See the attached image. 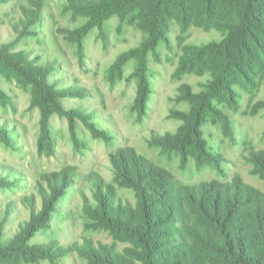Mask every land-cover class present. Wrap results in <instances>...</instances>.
Segmentation results:
<instances>
[{
  "label": "rangeland",
  "instance_id": "obj_1",
  "mask_svg": "<svg viewBox=\"0 0 264 264\" xmlns=\"http://www.w3.org/2000/svg\"><path fill=\"white\" fill-rule=\"evenodd\" d=\"M36 13L38 20L29 27L33 34H24L11 50L22 52L32 64L52 67L48 74L56 87H82L83 97L61 99L65 109H77L94 127L109 139L94 136L78 116L72 126L65 115L53 112L48 127L53 142L49 154L41 149L38 138L41 129V109L27 82L18 79L11 70L0 65V126L12 140L11 146L0 142V177L13 180L0 187V215L9 206L3 226L1 243L7 242L19 226L29 218L24 197L34 196L36 208L41 206L40 190H46V178L64 172L70 183L55 204L44 229L37 231L28 243L71 245L90 239L122 251L132 244L116 232L96 224L82 211L83 200L92 201L94 183L90 177L114 186L120 199L134 206V191L119 185L115 178L111 155L119 149H131L148 162L166 169L178 185H198L201 182L230 181L239 177L246 184L264 192V179L254 172L252 154L264 150V107L253 112V105L264 99V86L248 91L235 85L239 96L236 106L217 104L230 120V134L221 123L209 117L201 125L206 148L215 153L216 161L197 159L192 154L172 146L152 143L153 134L177 132L185 123L176 111L189 113L191 102L181 90L182 84L192 92L204 89L212 72L211 59L216 55L199 47L220 41L221 28L191 25L184 28L173 17L165 20L161 38L154 52L146 55L147 79L151 89L145 114L137 118L133 103L137 93L136 60L130 58L119 79L108 77V68L123 52L138 47L146 38L145 31L129 19L116 14L104 19L100 27L93 26L80 38L73 31L88 22V16L75 12L65 0H7L0 2V44L12 41L18 34L13 24L24 15ZM188 58L189 68L176 73ZM88 115V116H87ZM0 264H10L0 261ZM21 264H89L85 257L72 250L55 263Z\"/></svg>",
  "mask_w": 264,
  "mask_h": 264
},
{
  "label": "trees",
  "instance_id": "obj_2",
  "mask_svg": "<svg viewBox=\"0 0 264 264\" xmlns=\"http://www.w3.org/2000/svg\"><path fill=\"white\" fill-rule=\"evenodd\" d=\"M7 0H0L5 2ZM67 8L88 16V22L73 32L80 38L93 26L116 14L121 20L129 19L145 31L146 38L129 51L120 53L108 68L111 80L119 79L123 65L135 58L137 93L134 109L137 118L145 114L151 92L147 79L146 55L154 52L161 38L165 20L173 17L184 28L191 25L221 28L225 35L217 42H209L200 50L216 55L211 59L212 72L203 83L204 89L192 92L182 84L184 96L191 102L189 113L176 111L185 123L177 132L153 134L152 143L180 149L184 156L216 161L215 153L206 148L201 125L209 117L221 123L229 134L230 120L217 104L236 106L239 93L235 85L248 91L264 86V0H65ZM39 18L36 13L24 15L13 28L17 36L0 44V65L30 84L41 109L39 146L47 154L53 142L48 119L53 112L65 115L72 122L80 117L94 136L109 139L77 109H65L61 99L67 96L83 97L82 87H56L50 83L49 63L32 64L22 52L11 47L24 34H33L29 27ZM184 58L176 73L188 70ZM264 107V99L253 105V112ZM0 142L11 146L8 131L0 126ZM254 172L264 179V150L252 154ZM115 178L119 185L134 191L137 203L123 202L114 186L90 177L92 201L83 200L82 211L96 224L108 228L127 239L132 246L118 251L102 243L84 239L83 243L56 245L29 244L34 234L44 229L55 204L70 183L62 172L46 178V190H40L41 206L35 207L34 196L24 197L29 218L21 224L5 243L0 241V261L10 264L36 263L41 259L55 263L59 257L75 250L89 264H264V192L246 184L239 177L230 181L211 180L198 185H178L170 172L148 162L131 149H119L111 155ZM13 180L0 177V187ZM9 214V206L0 215V239Z\"/></svg>",
  "mask_w": 264,
  "mask_h": 264
}]
</instances>
